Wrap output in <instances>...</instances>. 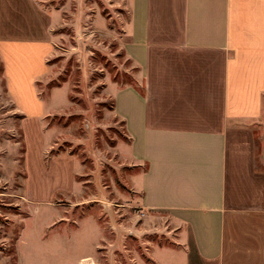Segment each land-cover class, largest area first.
Here are the masks:
<instances>
[{
  "label": "crops",
  "instance_id": "crops-1",
  "mask_svg": "<svg viewBox=\"0 0 264 264\" xmlns=\"http://www.w3.org/2000/svg\"><path fill=\"white\" fill-rule=\"evenodd\" d=\"M125 30L142 82L114 90V111L146 164L141 206L173 227L141 264H264V0H131ZM54 49L0 38L4 62L42 61L24 83L5 67L27 118L48 112L37 83Z\"/></svg>",
  "mask_w": 264,
  "mask_h": 264
},
{
  "label": "rangeland",
  "instance_id": "rangeland-1",
  "mask_svg": "<svg viewBox=\"0 0 264 264\" xmlns=\"http://www.w3.org/2000/svg\"><path fill=\"white\" fill-rule=\"evenodd\" d=\"M130 17L131 0H0V38L55 46L37 83L41 119L19 110L5 78L8 62L30 81L40 56L0 54V264H141L171 242L166 212L141 206L146 164L114 111V90L142 82L122 43ZM89 231L96 253L81 259Z\"/></svg>",
  "mask_w": 264,
  "mask_h": 264
}]
</instances>
